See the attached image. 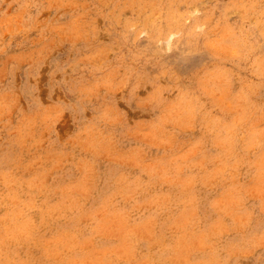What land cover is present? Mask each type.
I'll return each instance as SVG.
<instances>
[{"label": "rangeland", "instance_id": "374dc122", "mask_svg": "<svg viewBox=\"0 0 264 264\" xmlns=\"http://www.w3.org/2000/svg\"><path fill=\"white\" fill-rule=\"evenodd\" d=\"M0 264H264V0H0Z\"/></svg>", "mask_w": 264, "mask_h": 264}]
</instances>
